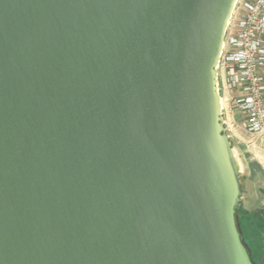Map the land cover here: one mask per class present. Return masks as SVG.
Returning a JSON list of instances; mask_svg holds the SVG:
<instances>
[{"label":"water","instance_id":"water-1","mask_svg":"<svg viewBox=\"0 0 264 264\" xmlns=\"http://www.w3.org/2000/svg\"><path fill=\"white\" fill-rule=\"evenodd\" d=\"M236 0H0V264H254L215 65Z\"/></svg>","mask_w":264,"mask_h":264},{"label":"built area","instance_id":"built-area-1","mask_svg":"<svg viewBox=\"0 0 264 264\" xmlns=\"http://www.w3.org/2000/svg\"><path fill=\"white\" fill-rule=\"evenodd\" d=\"M215 72L226 135L243 130L264 141V0L235 1Z\"/></svg>","mask_w":264,"mask_h":264},{"label":"rangeland","instance_id":"rangeland-1","mask_svg":"<svg viewBox=\"0 0 264 264\" xmlns=\"http://www.w3.org/2000/svg\"><path fill=\"white\" fill-rule=\"evenodd\" d=\"M228 141L242 189L236 208L238 227L252 251L264 254V141L243 130Z\"/></svg>","mask_w":264,"mask_h":264},{"label":"trees","instance_id":"trees-1","mask_svg":"<svg viewBox=\"0 0 264 264\" xmlns=\"http://www.w3.org/2000/svg\"><path fill=\"white\" fill-rule=\"evenodd\" d=\"M240 228V226H239ZM242 238L244 243L246 244V246L249 248L250 252H251V258L254 262V264H264V254L262 252L259 251V253H254L251 249V244L249 243V241L247 240V238L244 236L242 230L240 229Z\"/></svg>","mask_w":264,"mask_h":264},{"label":"crops","instance_id":"crops-1","mask_svg":"<svg viewBox=\"0 0 264 264\" xmlns=\"http://www.w3.org/2000/svg\"><path fill=\"white\" fill-rule=\"evenodd\" d=\"M236 116H237V117H240V114L237 112V113H236ZM229 137H230V136H229ZM229 137H228V138H229ZM263 173H264V172H263Z\"/></svg>","mask_w":264,"mask_h":264}]
</instances>
